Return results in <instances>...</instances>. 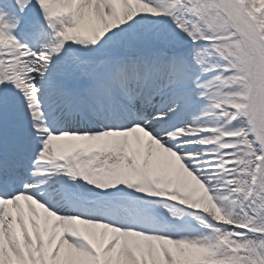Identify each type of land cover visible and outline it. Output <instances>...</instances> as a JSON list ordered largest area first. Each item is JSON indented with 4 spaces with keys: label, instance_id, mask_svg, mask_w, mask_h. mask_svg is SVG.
I'll use <instances>...</instances> for the list:
<instances>
[{
    "label": "snow or ice",
    "instance_id": "6c2138e0",
    "mask_svg": "<svg viewBox=\"0 0 264 264\" xmlns=\"http://www.w3.org/2000/svg\"><path fill=\"white\" fill-rule=\"evenodd\" d=\"M0 264H264V0H0Z\"/></svg>",
    "mask_w": 264,
    "mask_h": 264
}]
</instances>
